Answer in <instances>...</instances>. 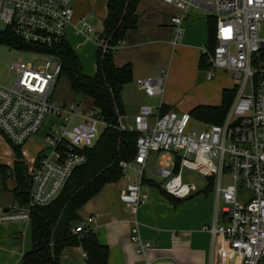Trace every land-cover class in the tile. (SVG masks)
I'll use <instances>...</instances> for the list:
<instances>
[{"label": "built area", "instance_id": "1", "mask_svg": "<svg viewBox=\"0 0 264 264\" xmlns=\"http://www.w3.org/2000/svg\"><path fill=\"white\" fill-rule=\"evenodd\" d=\"M163 1L180 10L171 18L176 26L174 44L184 34L182 22L189 7L215 13V45L203 48L211 64L207 78L215 76L211 69L231 71L238 80L237 93L223 122H203L201 130L189 126L193 116L188 111L173 108L162 112L161 105H142L132 126L121 124L122 130L139 133L135 159L120 162L124 176L131 170L143 174L141 168L156 153L163 179L160 186L184 199L203 190L182 176L185 168L197 171L215 189L216 215L203 230L211 234L219 262L264 264V37L260 34L264 0ZM92 17H75V0H0V40L11 35L19 45L32 49L9 46L37 55L32 61H13L14 83L0 84V136L22 148L45 128L46 141L32 162L27 163L23 156L30 178L28 204L0 201V224L23 222L30 226L31 208L47 205L60 194L74 170L86 162L83 150L96 144L106 126L95 109L80 110L76 100L54 98L63 68L56 51L64 43L73 47L69 34L105 46L103 31L95 29ZM163 81V76L139 78L137 84L153 97L162 94ZM226 176L230 178L227 182ZM10 179L15 181L14 189L15 176ZM149 196L141 180L131 181L120 193L131 209ZM93 219H80L72 231H95ZM130 236L137 253L151 246L142 239L136 219Z\"/></svg>", "mask_w": 264, "mask_h": 264}, {"label": "crops", "instance_id": "2", "mask_svg": "<svg viewBox=\"0 0 264 264\" xmlns=\"http://www.w3.org/2000/svg\"><path fill=\"white\" fill-rule=\"evenodd\" d=\"M80 3L82 14L77 15L75 9V15L93 16L88 11L86 1L80 0ZM179 12L178 8L163 0H141L138 7V27L127 34L114 56L118 66L129 62L133 64L134 80L131 83H136L137 90L141 92L138 96H126L125 88L128 84L124 86L122 97L125 115L129 103L134 98L135 114L142 105L155 107L147 103L152 96L147 95L138 86L137 79L161 76L164 77L163 92L159 95L158 107L168 104L186 111L181 103L164 98V93L169 87V82L166 81L169 77L163 65L166 62L164 58L167 54L180 57L179 49L185 59L190 60V63L194 61L198 66L202 47L209 43V16L213 14L189 13L182 22L184 34L174 44L176 26L171 18ZM157 65H163L160 72H155ZM11 155L14 157L10 161L1 164L13 165L16 158L14 151H11ZM136 167L141 168L139 165ZM158 168L157 155L154 158L151 154L145 167L141 168L143 174L131 170L119 181L106 184L79 210L81 219L94 217L91 226L95 229L99 241L110 249L109 264H221L211 234L203 230V225L211 222L216 215V199L215 201L210 199L209 193L205 192L206 189L201 191L204 193L202 195H194L198 193L196 192L187 198H178L179 203L174 204L158 188L147 183L149 199L135 209L126 206L120 199L121 191L131 181L143 182L145 177L160 184L161 182L152 177L153 175L161 177ZM135 219L139 222L142 239L151 242V246L144 253H137L136 244L130 236ZM28 227L31 231V227ZM28 227L25 229L13 227L8 231L7 228L2 229L4 235L0 236V264L22 263V256L28 248L22 244L21 251L16 242L25 237ZM84 253L80 246H67L62 252L61 264H85Z\"/></svg>", "mask_w": 264, "mask_h": 264}, {"label": "trees", "instance_id": "3", "mask_svg": "<svg viewBox=\"0 0 264 264\" xmlns=\"http://www.w3.org/2000/svg\"><path fill=\"white\" fill-rule=\"evenodd\" d=\"M141 0H107V16L104 19L103 40L105 46L96 50V73L92 76L82 72L81 61L76 50L69 44L57 47L61 55L63 68L61 75L66 76L71 89L78 94L93 98L95 110L106 122L101 135L92 147L83 150L87 160L78 166L67 180L60 194L47 205L31 208L32 248L22 256L21 264H61L62 252L67 246H80L87 253L85 264H109L110 249L102 244L96 231H72L81 219L79 210L108 183L119 181L124 176L121 161H133L137 154L136 130H122L125 108L122 91L126 84L133 82V64L118 66L115 63V48L122 44L127 34L137 29L139 21L138 7ZM209 47L215 45L216 19L209 16ZM0 43L32 49L20 44L11 35ZM47 51V50H46ZM198 67L209 70L211 64L206 53H201ZM236 86L222 90L219 105H198L190 113L208 124H220L236 96ZM74 100V99H73ZM174 107L162 104L160 110L167 111ZM15 161L13 169L9 165H0V176L5 183L10 175L15 176L14 200L21 205L29 202L30 178L27 165L23 160L21 147L13 145ZM143 182L158 190L178 204V198L168 194L159 183L143 177ZM211 188L207 185L206 191Z\"/></svg>", "mask_w": 264, "mask_h": 264}, {"label": "rangeland", "instance_id": "4", "mask_svg": "<svg viewBox=\"0 0 264 264\" xmlns=\"http://www.w3.org/2000/svg\"><path fill=\"white\" fill-rule=\"evenodd\" d=\"M88 6V11L93 14L91 19L95 29L97 31H103L104 28V18L106 16V0H85ZM80 0L75 1V9L76 12L82 14L80 12ZM192 10V11H191ZM86 12V11H85ZM207 13V14H215L213 11L205 10L196 7H189V13ZM75 15V17H78ZM260 34L264 37V21L261 22L260 26ZM70 43L76 49V52L79 55L81 61L82 72L86 75L92 76L96 72V50L97 45L95 40H87L84 37H77L74 34H69ZM80 44L81 47H78ZM208 44L204 45L207 46ZM202 47V53L203 48ZM178 52L181 56H172L171 54H167L164 58L166 61L163 63L165 66L167 77L166 81L169 82V87L164 93V98L166 100H171L175 103H181L182 108L186 109V111L190 112L194 107L198 105H219L221 103L222 98V90L225 87L232 88L237 83L238 80L233 77V73L228 70L222 69H211L210 71H214L215 76L213 78H207L208 70H200L197 64L193 61L190 63V60L185 59L182 52ZM116 53V52H115ZM178 54V53H176ZM175 54V55H176ZM37 57L36 54L32 52H25L17 50L7 44L0 43V84L5 86H10L14 83L16 79V72L12 69L13 61H32ZM163 65L155 66V72H160ZM139 86V85H138ZM129 89V90H128ZM126 96L130 95L138 96L141 92L137 90L136 83H128V86L125 88ZM55 99L56 100H65L71 101L76 100L79 102L78 108L80 110L89 111L95 108L93 98L89 96H85L82 94L75 93L71 89L69 79L62 75L58 80L55 88ZM160 100V96H153L147 103L152 104L157 108L158 102ZM130 101V100H129ZM136 102L135 98L132 99L131 103H129V107L126 111V115L124 117V123L132 126L133 124V116L136 112V107L134 104ZM157 110V109H155ZM192 129L201 130L205 126L203 121L195 119L194 117L191 120L189 125ZM45 128L39 132L37 135L32 136L26 144L21 148L24 159L27 163L32 162L38 151L46 145V141L44 138ZM11 151L13 152V146L7 141L3 136H0V164L1 162H8L12 159ZM10 154V156H9ZM155 158L156 153H152ZM131 172V171H129ZM182 176L185 181L195 182L199 189H204L209 186V181L206 177L202 176L197 171L191 169H184L182 172ZM155 180L162 182V178L158 175L152 176ZM229 177H225L224 181H229ZM14 179H10L4 183L2 181V177L0 176V201L2 204H9L14 202L13 195V187H14ZM210 199L215 201V189L214 187L208 188ZM196 193V192H194ZM203 192H198L194 195H202ZM20 227L22 229L26 228V224L23 222H14V223H3L0 224V236H3V228H7L8 231L10 228ZM16 244L20 247L22 251V244H25L28 250L32 247V237L30 228L26 229L25 237L23 236L21 240L16 242Z\"/></svg>", "mask_w": 264, "mask_h": 264}]
</instances>
